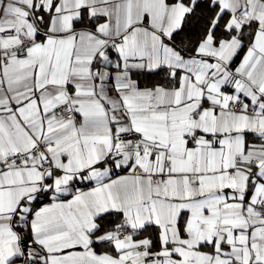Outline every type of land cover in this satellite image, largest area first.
<instances>
[{
    "label": "snow or ice",
    "instance_id": "obj_1",
    "mask_svg": "<svg viewBox=\"0 0 264 264\" xmlns=\"http://www.w3.org/2000/svg\"><path fill=\"white\" fill-rule=\"evenodd\" d=\"M0 264H264V0H0Z\"/></svg>",
    "mask_w": 264,
    "mask_h": 264
}]
</instances>
